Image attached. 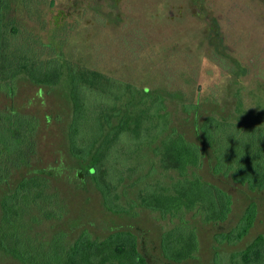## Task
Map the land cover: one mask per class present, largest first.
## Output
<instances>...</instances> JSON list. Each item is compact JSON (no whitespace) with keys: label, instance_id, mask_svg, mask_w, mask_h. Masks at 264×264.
Returning <instances> with one entry per match:
<instances>
[{"label":"rangeland","instance_id":"rangeland-1","mask_svg":"<svg viewBox=\"0 0 264 264\" xmlns=\"http://www.w3.org/2000/svg\"><path fill=\"white\" fill-rule=\"evenodd\" d=\"M8 16L16 20L20 42L28 43L35 57H59L81 68L106 74L165 98L172 125L190 139L196 137V118L213 115L244 124H264V0H8ZM17 94L0 91V108L14 104L36 115L41 123L39 152L33 171L51 178L54 192L65 205L59 223L72 237L87 229L104 237L113 229L129 228L139 236L147 264H180L166 260L160 250L161 234L178 223L157 212L135 208L114 214L102 204L100 192L69 151L68 127L72 104L65 85L40 87L26 77L17 82ZM196 103L199 114L184 105ZM124 147H122L123 149ZM138 168L119 188L128 206L146 182L170 184L176 171H165L145 146L129 158ZM155 173L134 186L140 176ZM218 183L234 198L229 220L221 225L203 221L197 210L183 214L196 229L199 250L181 264H227L231 253L244 249L264 234V189L216 177L206 161L194 169ZM127 174V175H128ZM4 189L0 187V199ZM258 204L250 233L237 244L219 245L217 231L232 228L247 205ZM1 224V206H0ZM0 264H21L0 250Z\"/></svg>","mask_w":264,"mask_h":264},{"label":"trees","instance_id":"trees-1","mask_svg":"<svg viewBox=\"0 0 264 264\" xmlns=\"http://www.w3.org/2000/svg\"><path fill=\"white\" fill-rule=\"evenodd\" d=\"M8 9V0H0V91L13 99L22 77L40 87L66 86L72 104L69 151L80 175L91 179L104 208L114 214H130L140 207L178 219L161 234L160 250L166 260L181 264L194 259L199 250L198 233L184 213L197 210L204 222L221 225L233 212L232 194L194 169L207 161L216 177L254 192L264 189V124L202 116L196 118V137L190 139L172 125L162 95L56 56L35 57L29 44L20 42V30ZM184 109L199 114L196 103H187ZM40 126L36 115L14 104L0 108V187L4 189L0 250L21 264H147L132 229H113L104 237L85 229L72 237L59 227L65 205L53 191L51 178L32 169ZM145 146L163 170L176 171L178 178L170 184L144 183L125 206L119 188L132 177L128 172L139 171L127 162ZM154 173L152 169L131 185ZM258 210V204L250 202L232 228L215 233V241L219 245L242 241L254 227ZM220 260L216 253L214 264ZM227 264H264V234L231 253Z\"/></svg>","mask_w":264,"mask_h":264}]
</instances>
